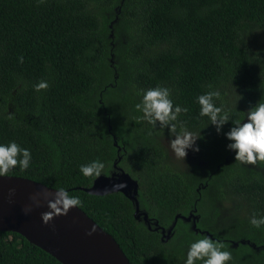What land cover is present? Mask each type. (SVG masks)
I'll list each match as a JSON object with an SVG mask.
<instances>
[{
	"label": "trees",
	"instance_id": "1",
	"mask_svg": "<svg viewBox=\"0 0 264 264\" xmlns=\"http://www.w3.org/2000/svg\"><path fill=\"white\" fill-rule=\"evenodd\" d=\"M41 80L48 87L37 92ZM156 86L188 108L174 123L198 137L189 168L173 161V133L135 108ZM211 90L229 116L219 133L196 101ZM256 103H264V0H0V143L32 155L27 169L5 176L79 197L132 264H184L189 244L205 236L224 243L229 264H264V226L249 223L264 216V162L235 161L224 136ZM94 159L104 169L84 176L79 166ZM121 171L138 182L150 224L124 193L84 191ZM0 264L62 263L0 232Z\"/></svg>",
	"mask_w": 264,
	"mask_h": 264
},
{
	"label": "clouds",
	"instance_id": "2",
	"mask_svg": "<svg viewBox=\"0 0 264 264\" xmlns=\"http://www.w3.org/2000/svg\"><path fill=\"white\" fill-rule=\"evenodd\" d=\"M19 59L22 62L23 57ZM33 87L39 92L48 87V82L41 80ZM220 95L219 90H211L196 97V101L200 105V115L209 117L211 124L215 125L217 133L229 121L227 112L214 102V98H219ZM135 108L142 112V118L149 124L156 126L159 123V127H167L173 133L174 138L170 139V147L176 156L184 159L189 149L193 152L199 151V145L196 144L198 137L192 138L191 133L186 129L182 133L176 132L177 123L174 122L178 121L179 115L182 112H187L188 108L174 104L168 87L156 86L144 90L140 102L135 105ZM224 136L229 141L225 147L234 152L235 161L252 165H255L257 161L264 162V103L253 105L247 111V117L243 122L233 120L232 126L224 133ZM31 159V151L21 147L14 140L0 143V176H5L17 165L21 170L27 169ZM104 167L103 161L94 159L81 164L79 170L84 176H99ZM123 186L121 183L113 187ZM48 203L49 209L53 213L66 214L72 207L78 206L80 200L79 197L70 195L66 189L59 188L54 191L53 198ZM30 210L29 206L24 209L25 213ZM45 219L47 220V217ZM249 223L255 228H260L264 226V216L253 215L249 218ZM232 259L231 252L225 249L222 241L205 236L189 244L184 264H196L197 261H202V264H229Z\"/></svg>",
	"mask_w": 264,
	"mask_h": 264
},
{
	"label": "water",
	"instance_id": "3",
	"mask_svg": "<svg viewBox=\"0 0 264 264\" xmlns=\"http://www.w3.org/2000/svg\"><path fill=\"white\" fill-rule=\"evenodd\" d=\"M121 183L123 187H113ZM138 188V182L121 171L110 177H98L92 188L84 191L94 195L122 192L136 202L138 218L143 216L150 224L148 215L140 211ZM55 190L30 179L0 176V232L22 235L62 264H132L113 236L78 206L66 214L53 213L48 202ZM26 206L31 207L27 213ZM180 217H176V222ZM192 218L197 217L191 214L187 220ZM173 229L167 239L173 235Z\"/></svg>",
	"mask_w": 264,
	"mask_h": 264
},
{
	"label": "rangeland",
	"instance_id": "4",
	"mask_svg": "<svg viewBox=\"0 0 264 264\" xmlns=\"http://www.w3.org/2000/svg\"><path fill=\"white\" fill-rule=\"evenodd\" d=\"M245 89L247 91H250L246 86H245ZM167 145L170 149L172 158L174 159L173 161L180 167L186 169V168H189L192 165V163L198 161V157H197L198 152H193L191 149H189L186 157L183 159L175 155L172 148L170 147V142H168Z\"/></svg>",
	"mask_w": 264,
	"mask_h": 264
}]
</instances>
